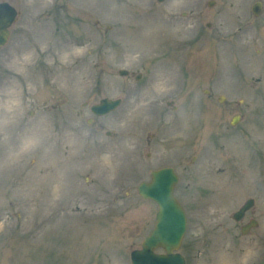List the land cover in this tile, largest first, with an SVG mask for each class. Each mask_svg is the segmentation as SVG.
<instances>
[{
    "label": "rangeland",
    "instance_id": "rangeland-1",
    "mask_svg": "<svg viewBox=\"0 0 264 264\" xmlns=\"http://www.w3.org/2000/svg\"><path fill=\"white\" fill-rule=\"evenodd\" d=\"M5 1L18 16L0 47V264H118L116 240L131 264L157 211L137 185L163 166L186 264H264V7Z\"/></svg>",
    "mask_w": 264,
    "mask_h": 264
},
{
    "label": "water",
    "instance_id": "water-1",
    "mask_svg": "<svg viewBox=\"0 0 264 264\" xmlns=\"http://www.w3.org/2000/svg\"><path fill=\"white\" fill-rule=\"evenodd\" d=\"M213 4V1L209 2ZM254 13H258L260 3L254 5ZM15 17V10L8 3H0V45L4 44L9 34L8 26ZM126 70H121L120 74H126ZM138 78V77H137ZM221 100V99H220ZM121 102L120 98H102L98 103L91 106L94 114H105L115 109ZM238 116L232 119L235 123ZM150 182H141L138 185V192L144 198H150L156 202L158 211L156 213V223L152 231L143 239L141 248L133 250L130 254L132 264H184V258L174 252L182 240L186 228V215L183 207L174 195V186L178 181L172 167H163L151 172ZM253 205V199L249 198L243 206L233 214L237 220L242 218L244 212ZM246 226V230L252 226ZM163 248L165 253H156L154 249Z\"/></svg>",
    "mask_w": 264,
    "mask_h": 264
},
{
    "label": "flooded vegetation",
    "instance_id": "flooded-vegetation-1",
    "mask_svg": "<svg viewBox=\"0 0 264 264\" xmlns=\"http://www.w3.org/2000/svg\"><path fill=\"white\" fill-rule=\"evenodd\" d=\"M257 2H259L260 3V9H259V11H258V13H254V4H256ZM263 4H262V1L261 0H256V1H254L253 3H252V5H251V12L255 15V16H260L261 14H262V12H263ZM151 172V171H150ZM150 174H149V179H150ZM149 179H147V180H149ZM176 195V194H175ZM177 197V196H176ZM178 198V197H177ZM147 200V199H146ZM178 200H179V202L181 203V201H180V199L178 198ZM182 204V203H181ZM182 206H183V204H182ZM184 207V206H183ZM77 208H79V207H77ZM184 209H185V207H184ZM249 211V210H248ZM248 211H246L245 212V215H246V213L248 212ZM185 212H186V210H185ZM245 215H244V217H245ZM252 219H254L255 220V218H248L244 223H241L240 224V229H241V227L242 226H244L245 224H248V223H250L251 221H252ZM153 228V227H152ZM152 228L149 230V232L152 230ZM253 228H251V229H249V232L252 230ZM148 232V233H149ZM147 233V234H148ZM100 234V236L98 235V237H99V240L97 241V246H99V244H101L102 242H103V240H102V232L101 233H99ZM115 248H116V257H117V259H118V264H120L121 263V254H120V252H121V250H119L120 248H121V244L119 243V241L118 240H116L115 241ZM118 247V248H117ZM156 252H164V250L163 249H161V248H159V251H156ZM177 252L178 253H180L181 255H182V257L184 258V261H185V263L184 264H186V254L181 250V245H180V248L177 250ZM102 253H104L105 254V257L107 256L108 257V255L110 256V253H111V247H110V249H108V251L106 252L105 250H103L102 252H101V249L98 251V256L100 255V254H102ZM97 258V256L96 257H94V260ZM107 259H109V263H107V261H106V264H111V260H110V257H108ZM88 261H90V259H88Z\"/></svg>",
    "mask_w": 264,
    "mask_h": 264
}]
</instances>
